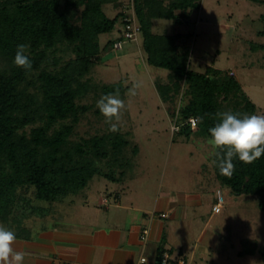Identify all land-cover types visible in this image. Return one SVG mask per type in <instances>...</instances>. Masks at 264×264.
<instances>
[{
	"label": "trees",
	"instance_id": "obj_1",
	"mask_svg": "<svg viewBox=\"0 0 264 264\" xmlns=\"http://www.w3.org/2000/svg\"><path fill=\"white\" fill-rule=\"evenodd\" d=\"M114 1L0 0V56L9 64L0 70V222H10L18 237L31 234L21 220L12 224L21 204L32 198L52 204L97 175L115 179L97 165L120 161L127 145L121 134L72 138L91 108L78 100L91 90L86 78L100 59V36L119 21L104 10ZM200 1L165 6L163 0H134L147 62L171 72L176 92L187 85L179 132L188 135L195 118L197 129L216 143L213 166L221 190L256 197L264 212V137L253 129L257 106L228 73L212 66L203 73L190 69V49L180 44L184 36L153 33L155 19H175L176 11L199 8ZM61 51L71 54L65 64L57 57ZM117 89L105 87L104 93ZM161 89L165 98L173 91ZM28 208L31 215L45 211L31 203Z\"/></svg>",
	"mask_w": 264,
	"mask_h": 264
},
{
	"label": "rangeland",
	"instance_id": "obj_2",
	"mask_svg": "<svg viewBox=\"0 0 264 264\" xmlns=\"http://www.w3.org/2000/svg\"><path fill=\"white\" fill-rule=\"evenodd\" d=\"M130 1L116 0L104 7L110 18L117 17L119 21L113 31L100 36V59L86 78L91 90L78 100L81 106L91 108L81 115L72 138L79 142L121 134L127 145L120 161L112 166L105 162L97 165L121 181L116 184L120 190L135 179L134 186H141L145 181L149 183V190L158 191L162 187L163 191L167 188L191 193L201 191L206 203L203 210L210 212L211 200L220 185L213 168L216 143L207 139L197 127L190 129L188 135L174 130V125L182 119L181 110L189 104L187 85L184 83L181 91L176 92L172 87L171 72L148 64L142 35L137 40L126 41L122 49H114V44L123 36L124 13H131ZM163 2L170 6L176 0ZM176 16L175 19H155L153 33L184 36L180 44L190 49V69L203 73L212 66L236 78L258 108L253 129L264 137V5L254 0H201L199 8L178 10ZM57 57L63 59L62 64L70 58L62 51ZM8 67L0 56V70ZM109 86L119 89L106 96L104 88ZM165 86L173 89L167 98L161 89ZM114 186L108 179L97 175L85 188L67 196V201L58 200L51 204L32 198L30 203L47 207L46 213L31 215L27 213L30 203H23L18 207L20 216L12 219V224H18V220L26 226L36 222L37 230L43 227L41 222L46 218L43 224L53 228L55 224L63 223L56 222L52 215L65 217L67 210L72 212L68 216L70 220L65 221L66 225L82 224L95 217L89 204L95 200L96 193L100 190L107 193ZM222 191L226 208L223 213L227 219L225 226L228 228L232 224V228L230 225L225 231L232 230L230 234L234 235L237 230L238 240L249 235L251 240L260 243V251L264 253V212L259 209L257 198L247 195L237 198L226 188ZM61 203L72 207H66L61 213ZM8 223L0 222V227L10 232Z\"/></svg>",
	"mask_w": 264,
	"mask_h": 264
},
{
	"label": "crops",
	"instance_id": "obj_3",
	"mask_svg": "<svg viewBox=\"0 0 264 264\" xmlns=\"http://www.w3.org/2000/svg\"><path fill=\"white\" fill-rule=\"evenodd\" d=\"M134 180L122 190L117 187L121 181L109 180L115 185L111 191L108 189L112 194L97 192L89 204L95 217L82 224L66 225L72 212L67 210V217L52 215L61 225L47 227L43 224L45 218L41 222L43 227L37 230L36 222L27 226L31 231L29 236L25 235L27 238L0 227V264H137L143 256L148 264H157L165 251L172 254L174 264L179 259L187 264H264L258 241L251 240L249 235L238 240L237 230L234 235L230 234L232 230L225 231L221 184L211 200V211L205 213L201 191H163L162 187L149 190V183L143 181L141 186H134ZM61 205V213L72 207ZM153 212L156 216L152 218ZM161 214L167 217L161 218ZM146 228L150 235L144 242Z\"/></svg>",
	"mask_w": 264,
	"mask_h": 264
},
{
	"label": "built area",
	"instance_id": "obj_4",
	"mask_svg": "<svg viewBox=\"0 0 264 264\" xmlns=\"http://www.w3.org/2000/svg\"><path fill=\"white\" fill-rule=\"evenodd\" d=\"M130 2L132 3L131 13H127L128 11H126V13H124L125 14V16H124L125 18L123 20L124 32H123L122 38L119 41H117V43L114 44L115 45L114 49L116 51L122 49L123 44L126 41L137 40L142 34V29H141L140 23L137 19V16H136L134 0H131ZM133 15H135V16H133ZM189 124L191 125L192 128H195L196 124H197V119H195V118L190 119ZM174 128H175L174 130L179 131L181 126L175 124ZM219 198H220V202L222 203L223 202V196H222L221 192H219ZM154 216H156L155 212L150 214V217L153 218ZM160 217L166 218L167 214H161ZM149 235H150V229L149 228L144 229L143 235H142V240L144 242H146L148 240ZM137 264H148V259L145 256H143L139 259ZM157 264H174V262L172 260V254L169 251H165L161 256V259L157 262ZM175 264H187V262L184 259H179L178 261L175 262Z\"/></svg>",
	"mask_w": 264,
	"mask_h": 264
}]
</instances>
